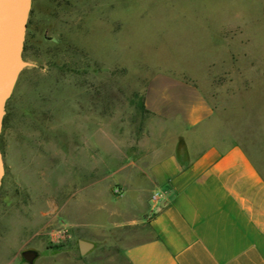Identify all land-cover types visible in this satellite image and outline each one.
I'll return each instance as SVG.
<instances>
[{"label":"rangeland","instance_id":"obj_1","mask_svg":"<svg viewBox=\"0 0 264 264\" xmlns=\"http://www.w3.org/2000/svg\"><path fill=\"white\" fill-rule=\"evenodd\" d=\"M22 58L0 264H117L169 151L237 143L264 177V0H32Z\"/></svg>","mask_w":264,"mask_h":264},{"label":"crops","instance_id":"obj_2","mask_svg":"<svg viewBox=\"0 0 264 264\" xmlns=\"http://www.w3.org/2000/svg\"><path fill=\"white\" fill-rule=\"evenodd\" d=\"M149 173L158 198L134 207L144 233L117 264H264V177L241 145H210L187 161L169 151Z\"/></svg>","mask_w":264,"mask_h":264},{"label":"water","instance_id":"obj_3","mask_svg":"<svg viewBox=\"0 0 264 264\" xmlns=\"http://www.w3.org/2000/svg\"><path fill=\"white\" fill-rule=\"evenodd\" d=\"M32 0H0V135L6 100L10 96L17 77L28 62L22 58L27 20ZM4 175V161L0 150V185ZM93 243L79 240L81 255L87 253ZM27 263L37 258V252L26 250L22 253Z\"/></svg>","mask_w":264,"mask_h":264},{"label":"built area","instance_id":"obj_4","mask_svg":"<svg viewBox=\"0 0 264 264\" xmlns=\"http://www.w3.org/2000/svg\"><path fill=\"white\" fill-rule=\"evenodd\" d=\"M157 198H158V192H153L151 194V199L157 200ZM158 210H159V207H154V209H153L154 214H156V212H158Z\"/></svg>","mask_w":264,"mask_h":264}]
</instances>
